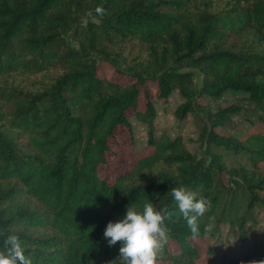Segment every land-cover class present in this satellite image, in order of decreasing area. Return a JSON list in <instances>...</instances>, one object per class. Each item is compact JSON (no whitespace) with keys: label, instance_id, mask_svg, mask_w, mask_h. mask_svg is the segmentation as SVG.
<instances>
[{"label":"trees","instance_id":"1","mask_svg":"<svg viewBox=\"0 0 264 264\" xmlns=\"http://www.w3.org/2000/svg\"><path fill=\"white\" fill-rule=\"evenodd\" d=\"M100 62L133 81L101 76ZM149 82L162 101L180 93L178 121L198 118L199 153L151 132V152L110 183L100 171L119 157L118 131L129 136L132 118L156 116ZM227 93L247 96L249 107L214 109ZM242 113L262 127L245 140L219 133ZM262 164L264 0H0V251L16 235L32 264H121L106 226L151 202L172 213L156 263L201 264L193 239L221 223L247 237L257 223ZM173 188L210 201L196 238ZM252 261H264V240L229 264Z\"/></svg>","mask_w":264,"mask_h":264},{"label":"rangeland","instance_id":"2","mask_svg":"<svg viewBox=\"0 0 264 264\" xmlns=\"http://www.w3.org/2000/svg\"><path fill=\"white\" fill-rule=\"evenodd\" d=\"M100 75L117 81L121 84H128L133 81V78L127 75H119L115 69L105 62H100ZM201 75H198V84H201ZM147 88L152 96L156 108V116L146 121L138 118H132V128L129 136H126L124 130L118 131V143H112V149L119 154L118 159L109 161L106 166L101 167L100 174L107 178L110 183H114L117 175L125 170H130L135 165L136 161L149 154L150 149L147 148V141L149 133H153L156 137L169 135L172 138L182 137L190 152L199 153V134L200 126L199 120L195 116H189L184 121H178L175 117L176 109L184 102V99L178 91H176L168 101L158 99L157 86L149 82ZM245 95H234L227 93L222 101L214 103L212 106L216 109L225 102H236L238 104L248 106L249 102ZM145 100V93L140 95V101ZM203 103H206L205 101ZM142 110H145L144 105H140ZM132 114V111L130 112ZM255 120L253 114L242 113L235 116L227 130H219V133L235 134L241 139L245 140L251 134L255 133L257 129L262 126L257 123L256 127H252L250 120ZM235 159L229 158L228 163L232 165ZM237 161H243L237 159ZM264 169V164H262ZM257 215V223L248 225V236L243 237L237 234L236 229H232L227 223H221L215 229L214 234L208 235L204 239H193L202 251L201 264H229L235 257L242 255L247 249L253 247L256 243L264 240V207L258 206L255 209ZM163 242L162 248L157 253L160 256L164 251ZM170 251L176 253L178 246L170 244ZM215 251L210 252V249ZM215 255V258L211 256ZM226 256V257H224ZM236 263V262H235ZM234 263V264H235ZM159 264V263H156ZM161 264V263H160Z\"/></svg>","mask_w":264,"mask_h":264},{"label":"clouds","instance_id":"3","mask_svg":"<svg viewBox=\"0 0 264 264\" xmlns=\"http://www.w3.org/2000/svg\"><path fill=\"white\" fill-rule=\"evenodd\" d=\"M171 195L192 237L196 238L199 236V218L209 211L210 201L198 198L196 191L184 188H173ZM171 215L167 209L157 210L151 202L145 203L142 211H137L132 204L127 208L125 218L107 224L104 237L110 247L120 243L121 264H156L157 253L168 239L164 221ZM0 264H32L31 258L25 256L18 236L11 235L5 240V250L0 251ZM251 264H264V261H252Z\"/></svg>","mask_w":264,"mask_h":264}]
</instances>
